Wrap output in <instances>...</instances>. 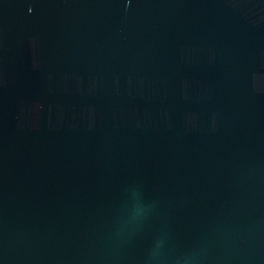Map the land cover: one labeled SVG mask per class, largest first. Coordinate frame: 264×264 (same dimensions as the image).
I'll return each instance as SVG.
<instances>
[{"label":"water","instance_id":"obj_1","mask_svg":"<svg viewBox=\"0 0 264 264\" xmlns=\"http://www.w3.org/2000/svg\"><path fill=\"white\" fill-rule=\"evenodd\" d=\"M0 264H264V0H0Z\"/></svg>","mask_w":264,"mask_h":264}]
</instances>
